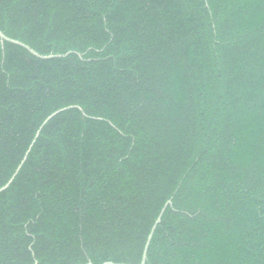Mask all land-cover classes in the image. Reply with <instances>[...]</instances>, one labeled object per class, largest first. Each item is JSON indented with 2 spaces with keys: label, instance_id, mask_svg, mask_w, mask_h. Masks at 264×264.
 <instances>
[{
  "label": "trees",
  "instance_id": "1",
  "mask_svg": "<svg viewBox=\"0 0 264 264\" xmlns=\"http://www.w3.org/2000/svg\"><path fill=\"white\" fill-rule=\"evenodd\" d=\"M0 264H264V0H0ZM68 53V54H67ZM66 109L53 117V113Z\"/></svg>",
  "mask_w": 264,
  "mask_h": 264
},
{
  "label": "water",
  "instance_id": "2",
  "mask_svg": "<svg viewBox=\"0 0 264 264\" xmlns=\"http://www.w3.org/2000/svg\"><path fill=\"white\" fill-rule=\"evenodd\" d=\"M0 37L2 39V41H9V42H12V43H15L17 45H20L22 47H25L26 49H28L31 53H33L34 55L40 57V58H44V59H48V58H54V57H61V56H64V55H48V56H42L40 54H38L36 51H34L33 49H31L29 46H27L26 44L22 43V42H19V41H16V40H12L8 37H6L2 31L0 30ZM68 54V53H67ZM66 109H61L55 113H53L52 115H50L46 121L44 122L43 125H46L53 117H55L57 114H59L60 112L64 111ZM41 130V129H40ZM40 130L39 132L37 133V136L35 138V140L33 141L31 147L28 149L23 161L21 162V164L19 165V167L17 168V170L15 171L14 175L12 176V178L8 181V183L6 185H4L3 187L0 188V193L4 192L5 190H7L10 185L13 183L14 179L16 178V176L18 175V173L20 172L22 166L24 165L25 161L27 160L28 158V155L29 153L31 152V149L36 141V139L38 138L39 134H40ZM172 203V201H168L165 205V207L163 208V210L161 211L159 217L157 218L152 230H151V233L147 239V242H146V245H145V248H144V251H143V257H142V261L139 263V264H146V261H147V255H148V251H149V248H150V244H151V241L153 239V236H154V233H155V230L158 226V224L162 221V217L168 207V205H170ZM87 264H93L92 262H89ZM104 264H125V263H115V262H105Z\"/></svg>",
  "mask_w": 264,
  "mask_h": 264
}]
</instances>
